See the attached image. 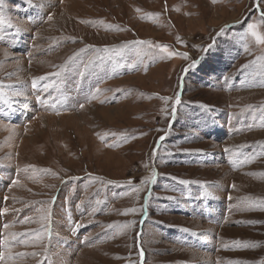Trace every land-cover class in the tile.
I'll list each match as a JSON object with an SVG mask.
<instances>
[{
  "label": "rangeland",
  "instance_id": "obj_1",
  "mask_svg": "<svg viewBox=\"0 0 264 264\" xmlns=\"http://www.w3.org/2000/svg\"><path fill=\"white\" fill-rule=\"evenodd\" d=\"M261 10L3 0L0 264H262L264 44L246 34L264 35ZM29 230L41 238L11 241Z\"/></svg>",
  "mask_w": 264,
  "mask_h": 264
},
{
  "label": "snow or ice",
  "instance_id": "obj_2",
  "mask_svg": "<svg viewBox=\"0 0 264 264\" xmlns=\"http://www.w3.org/2000/svg\"><path fill=\"white\" fill-rule=\"evenodd\" d=\"M26 2L30 3V0H26ZM261 2H262V0H256V8L258 10H260V3ZM2 7H3V0H0V9H2ZM261 14L264 15V10H261ZM51 18L52 17L49 16V19H51ZM4 23H5V19H4L2 11H0V27H2L4 25ZM227 27L228 26L226 25L224 28H221L220 33H218V35L223 34ZM257 29H258V25L256 23H249L247 25V33L246 34L250 35L251 37H253L255 39L256 43L264 44V35L260 34ZM131 43H134V44H149L150 42L149 41H134V42H131ZM127 46L128 45H126V44H122V45H120V48L123 49V48H126ZM155 47L161 49V51L166 53L167 56H169V57L176 56V57H181V58H183L185 60L189 59V55L186 52H179V51L169 52L168 51V46H166V45L157 44V45H155ZM211 47H213V45H209L207 48L204 49V51L207 52L208 49L211 48ZM246 47L247 46L245 45V48ZM80 51H84V49H81ZM96 51L98 53H100V52L112 53V52H116L118 50L116 48H109V47L105 46L103 49H96ZM76 55L77 54L74 53V55L72 57H69V61L73 60ZM99 59H103V57L101 56V57H99ZM258 59L264 60V57H260ZM199 62H200V60H192V62L183 69V72L187 73L190 69L195 68ZM91 63L92 62L90 61L89 64L85 65V68H87ZM243 67H246V66H243ZM50 75L51 76H59L60 73L56 72V73H51ZM38 79H41V80L42 79H47V77L34 78L33 81H32V87L34 89L38 87ZM3 87H4V85L0 84V88H3ZM0 95H2V93H0ZM162 99L167 100L168 98H162ZM179 103H180V95L177 94L176 101L172 105L173 115H175L176 106ZM81 107H83V105H81ZM163 139H164V137L160 138L161 141ZM157 143H159V141ZM157 151H158V149H154L153 150V157L156 156ZM225 151H229V150L225 149ZM156 176H157V173H156L155 169H153V171H152V173H151V175L149 177H146V178L142 179L141 185H152L155 182V180H156ZM129 183H131V182H129ZM135 191H139V188L135 189ZM148 198L149 197H147V196L145 197V205L147 204ZM97 203H100V201H97ZM134 211H135V209H126L123 214H128V213L134 212ZM3 212L6 213L7 209H3ZM40 219L43 220V219H45V217L41 216ZM29 222H30V218H28V217H25V219L23 221H21V223H29ZM81 226L82 225H80V224H76L75 228H73L72 231L75 232ZM5 227H7V225H5ZM10 236H11V241L12 242L19 241L20 243H25V244H27L29 241L24 239V238L31 237V239L33 241L39 240L41 238L40 235L35 230H29V231H26V232H23V233H15V232H13V233L10 234ZM8 244H9V240L8 239L0 240V245L7 246ZM15 255L23 257V256H28V255H37V254L36 253H17ZM3 258H4L3 255L0 254V259H3ZM12 258H14V257L9 256V259H12ZM262 264H264V262H262Z\"/></svg>",
  "mask_w": 264,
  "mask_h": 264
}]
</instances>
